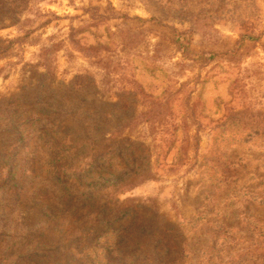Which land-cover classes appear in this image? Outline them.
<instances>
[{
    "label": "rangeland",
    "instance_id": "1",
    "mask_svg": "<svg viewBox=\"0 0 264 264\" xmlns=\"http://www.w3.org/2000/svg\"><path fill=\"white\" fill-rule=\"evenodd\" d=\"M0 264H264V0H0Z\"/></svg>",
    "mask_w": 264,
    "mask_h": 264
}]
</instances>
